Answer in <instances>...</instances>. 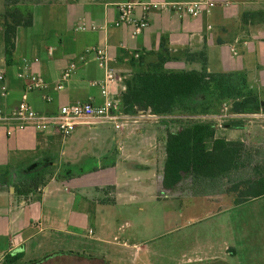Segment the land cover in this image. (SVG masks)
I'll return each instance as SVG.
<instances>
[{
	"label": "crops",
	"instance_id": "0c3cea01",
	"mask_svg": "<svg viewBox=\"0 0 264 264\" xmlns=\"http://www.w3.org/2000/svg\"><path fill=\"white\" fill-rule=\"evenodd\" d=\"M124 1L30 0L32 26L18 29L10 58L0 20V109L10 114L25 97L42 115L56 114L62 106L77 102L102 105L105 98L99 83L104 72L93 55L86 56V50L94 47H107L111 65L125 80L162 57L166 58L162 64L165 71L199 70L201 65L188 62L186 54L205 50L209 72H245L251 87L260 82L251 75L254 67L264 68V0H212L215 8L196 18L152 11L148 27L139 36L133 35L132 26L113 27L118 4ZM5 9L4 0H0V14ZM141 13L138 8L135 16L139 18ZM81 23L95 25L97 30L76 31ZM251 58L255 63L251 64ZM71 62L76 63V72L56 90ZM26 69L40 76L47 89L28 92L29 78L22 76ZM124 82L113 86L118 99ZM124 117L120 132L110 124L88 121L67 137L54 129L39 131L28 126L19 130L17 122H0V262L264 264V242L257 243L250 234L241 246L224 243L218 249L212 240L203 239L197 245L172 247L155 245L150 238L140 244L133 241L147 235L148 228H134L128 239L118 237L121 227L115 216L148 213V205L154 208L161 196L167 197L155 192L162 188L165 139L171 131L170 117L144 112ZM34 172L52 176L31 191L28 186L33 181L27 177ZM59 182L73 187L65 189L71 196L49 192V186ZM217 199L221 204L234 201L229 195ZM228 209L219 207L221 212ZM131 221L132 227L138 223ZM69 237L84 242L75 244ZM18 255V262L13 263L12 258Z\"/></svg>",
	"mask_w": 264,
	"mask_h": 264
},
{
	"label": "trees",
	"instance_id": "16d2710c",
	"mask_svg": "<svg viewBox=\"0 0 264 264\" xmlns=\"http://www.w3.org/2000/svg\"><path fill=\"white\" fill-rule=\"evenodd\" d=\"M30 0H4L3 40L6 56L16 48L19 28H29L33 14ZM251 16L255 14H250ZM186 60L201 65L199 70L165 71L162 57L148 64L125 80V91L119 97L121 113L179 118L168 120L171 131L165 139L166 161L162 173V190L173 191L186 179L219 185L218 192L233 195L236 204L264 197V165L257 163L240 140L218 136L213 120H181L183 117L208 115L215 105L228 103L231 114H257L264 108L259 93L251 87L245 72L215 73L208 71L205 50L188 52ZM230 129H242L243 123L230 119ZM175 127V128H174ZM250 152V150H249ZM51 173V172H50ZM40 172L27 177L33 181L28 188L36 191L45 185ZM25 187V183H21ZM19 255L12 258L18 262ZM9 262V260H8Z\"/></svg>",
	"mask_w": 264,
	"mask_h": 264
},
{
	"label": "rangeland",
	"instance_id": "374dc122",
	"mask_svg": "<svg viewBox=\"0 0 264 264\" xmlns=\"http://www.w3.org/2000/svg\"><path fill=\"white\" fill-rule=\"evenodd\" d=\"M28 7L32 11L30 5ZM261 36L264 39V33ZM252 56L255 58L254 55ZM253 58H251V64L252 62L255 63ZM252 71L253 80L260 79V82L254 84L253 88L264 99V68L258 70L254 67ZM222 109V105H215L211 114L185 116L181 120H213L218 126V136L226 137L229 140H240L246 146L248 153L253 154L255 161L264 165V108L257 114H235L227 118H222ZM175 119L179 118L174 117L168 120ZM230 119L241 121L243 123L242 129L227 127L225 124ZM109 131L113 132V129L110 128ZM194 183L188 182L186 179L173 191L165 192L161 188L155 194L166 195L167 197L161 196L158 203L154 204V208L153 205H148V213L135 212L136 216L134 213L132 215L122 213L119 217L115 216L117 218L115 221L118 220V226L121 227V231H118V237L128 239L130 232L137 227L138 230L149 229L147 235H142L133 240L138 244L150 238L151 243L155 245L166 244L172 247L186 244L193 246L203 239L205 242L212 240L218 249L224 243L241 246L248 234L252 238L256 237L257 243L264 242V197L250 199L242 204H236L235 200L221 204L216 202L217 197L228 194L218 192L220 189L218 184L213 185L198 181ZM65 189H73V187L63 182L49 186L51 193L71 196L66 193ZM229 196L233 197V195ZM194 197H210V200ZM219 207H229V209L221 212ZM130 217L133 221H138L134 227H132L133 222ZM90 223L91 227L94 228L92 222ZM81 231L83 232V230ZM111 237L113 239V236ZM70 241L75 244L84 242L77 239L73 241L69 237ZM0 264H3V261Z\"/></svg>",
	"mask_w": 264,
	"mask_h": 264
},
{
	"label": "built area",
	"instance_id": "2783aa9c",
	"mask_svg": "<svg viewBox=\"0 0 264 264\" xmlns=\"http://www.w3.org/2000/svg\"><path fill=\"white\" fill-rule=\"evenodd\" d=\"M217 4L212 0H198L194 2H162V3H147L142 0H126L118 4V19L113 23V27L119 28L121 26H132L133 35L139 36L149 25V15L152 11H166L176 14L180 17H199L204 12L212 11ZM140 8L142 13L138 18L135 16L136 10ZM105 30L107 27H104ZM97 26L87 25L81 23L76 27V31H96ZM236 55V50L233 49ZM93 55L97 61L98 67L103 70L104 78L99 83L101 93L105 98L102 105H94L91 103L77 102L62 106L56 114L42 115L38 114L26 100V97L19 104L17 109L8 114L0 109V122H17L18 129L23 130L28 126H33L39 131H46L54 129L59 132L63 137H67L77 126L88 122L95 121L102 124L112 125L117 132L123 130L125 126L124 114L121 113L120 100L115 97L116 92L113 86L117 83L124 82V78L119 76L117 71L111 65V58L108 54L107 47L105 48H90L86 50V56ZM85 56V57H86ZM82 58L86 59V58ZM136 58L139 54L135 55ZM77 70L75 62H71L68 68L63 72L60 83L55 87L56 90H61L65 82L69 81ZM22 76L29 78L27 91L44 90L47 89V84L40 76H35L25 70ZM3 79L0 76V80ZM6 90V87H2ZM124 91L126 87L124 86ZM230 105L223 104L222 118L232 117Z\"/></svg>",
	"mask_w": 264,
	"mask_h": 264
}]
</instances>
